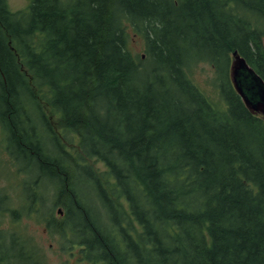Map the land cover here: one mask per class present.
<instances>
[{
  "label": "trees",
  "instance_id": "trees-1",
  "mask_svg": "<svg viewBox=\"0 0 264 264\" xmlns=\"http://www.w3.org/2000/svg\"><path fill=\"white\" fill-rule=\"evenodd\" d=\"M129 26L145 61L126 47ZM263 26L264 0H30L17 12L0 0V121L56 185L66 215L50 230L99 264H264V122L228 77L233 52L261 74ZM196 57L216 69L224 107L189 79ZM10 250L38 264L1 240L0 264Z\"/></svg>",
  "mask_w": 264,
  "mask_h": 264
},
{
  "label": "rangeland",
  "instance_id": "rangeland-1",
  "mask_svg": "<svg viewBox=\"0 0 264 264\" xmlns=\"http://www.w3.org/2000/svg\"><path fill=\"white\" fill-rule=\"evenodd\" d=\"M5 1L11 12L25 10L30 3V0ZM126 47L133 56L141 57L143 61L146 60L147 54L145 52L143 36L136 33L131 26H129L127 30ZM199 58L200 57L194 58L191 62L192 65L188 68L189 79L209 101L211 100V102L218 107H224V100L219 95L216 69L206 61L194 62L195 59ZM147 68H149V65ZM45 120L49 121L51 130L60 132L62 137L70 144H77V137L60 126V120L47 108L45 110ZM5 138L7 140L6 134L3 133L0 128V240L7 244L10 236L9 243L11 241H19L24 244L25 248L29 246H31L33 250H35L34 247L38 248V250L34 251L32 260L39 264L41 262H44V264H73L72 260L76 259V255H78V261L84 259L77 253L76 244L69 241L72 235H69L68 229L65 232L67 236L65 237V235H62V238L61 235L57 233H51L45 222L40 220L43 218L45 211L49 212V210H52L51 205L55 201L54 196L56 195V190L52 186H47V184H49L48 182L52 181L46 178L43 179L46 182L42 179H33L39 172L38 169H35L31 174L33 165L31 168L26 167V171L31 175L32 179L18 172L19 166L14 165L15 161L13 157L9 156L5 150ZM14 155L22 160L21 157H19L20 155ZM88 162L97 172H101L104 168L96 159L89 160ZM26 182H42V185L39 184L40 186L37 192H35L31 188L34 184L29 183L26 185ZM23 185L26 186L24 187ZM93 194L94 193L90 192V195L85 194L84 196L87 197L86 199L88 201H92L95 200ZM39 199L41 200L40 205ZM35 202L40 206V210L38 207V209L35 210L37 213H32L36 207ZM57 207L55 208L54 206L51 216L52 220L60 221L64 216L60 217L56 213ZM55 213L58 218L55 216ZM19 260L18 258L15 259V256L12 255V251L10 250L1 264H8L10 262L21 263Z\"/></svg>",
  "mask_w": 264,
  "mask_h": 264
},
{
  "label": "water",
  "instance_id": "water-1",
  "mask_svg": "<svg viewBox=\"0 0 264 264\" xmlns=\"http://www.w3.org/2000/svg\"><path fill=\"white\" fill-rule=\"evenodd\" d=\"M230 77L246 107L250 111L260 110L264 113V85L235 52L230 67ZM248 81L251 82L250 88H244L243 84Z\"/></svg>",
  "mask_w": 264,
  "mask_h": 264
},
{
  "label": "flooded vegetation",
  "instance_id": "flooded-vegetation-1",
  "mask_svg": "<svg viewBox=\"0 0 264 264\" xmlns=\"http://www.w3.org/2000/svg\"><path fill=\"white\" fill-rule=\"evenodd\" d=\"M262 46H263V44H262ZM263 49H264V46H263ZM262 65L264 66V64H262ZM258 66H259V65H258ZM259 67H260V66H259ZM261 70H262V72H261V74H260V78L262 79V81H263V83H264V67H263ZM256 117L261 118L262 121L264 122V116H263L262 114H257ZM78 262H79V263H83V264H99V263L91 262V261H88V260H85V259H81L80 261H78V260H76V259L73 260V263H74V264H79Z\"/></svg>",
  "mask_w": 264,
  "mask_h": 264
}]
</instances>
